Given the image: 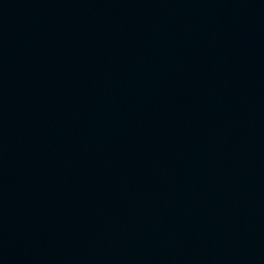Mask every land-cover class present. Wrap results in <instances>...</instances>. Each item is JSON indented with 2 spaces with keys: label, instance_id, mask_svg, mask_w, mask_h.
Returning a JSON list of instances; mask_svg holds the SVG:
<instances>
[{
  "label": "water",
  "instance_id": "water-1",
  "mask_svg": "<svg viewBox=\"0 0 264 264\" xmlns=\"http://www.w3.org/2000/svg\"><path fill=\"white\" fill-rule=\"evenodd\" d=\"M0 264H264V0H0Z\"/></svg>",
  "mask_w": 264,
  "mask_h": 264
}]
</instances>
